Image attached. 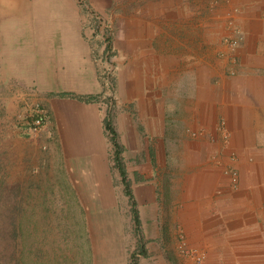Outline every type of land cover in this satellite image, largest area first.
Instances as JSON below:
<instances>
[{
	"label": "crops",
	"instance_id": "1",
	"mask_svg": "<svg viewBox=\"0 0 264 264\" xmlns=\"http://www.w3.org/2000/svg\"><path fill=\"white\" fill-rule=\"evenodd\" d=\"M132 18L115 128L146 240L139 264H193L178 249L181 233L206 264H264V0H143ZM230 22L244 37L235 60L223 44ZM69 44L59 73L70 96L36 102L61 126L87 123L90 104L77 99L101 89L73 54L85 43ZM67 140L62 127L67 165L97 174L113 202L108 154Z\"/></svg>",
	"mask_w": 264,
	"mask_h": 264
},
{
	"label": "rangeland",
	"instance_id": "2",
	"mask_svg": "<svg viewBox=\"0 0 264 264\" xmlns=\"http://www.w3.org/2000/svg\"><path fill=\"white\" fill-rule=\"evenodd\" d=\"M142 6L143 0H0V264H131L139 238L103 121L109 115L115 127L126 23L139 21ZM77 40L85 48L73 54L100 84L99 99L82 106L85 124L50 120L45 149L19 133L17 117L42 96L63 98L59 72L69 69L70 56L64 46ZM62 127L70 148L84 141L108 154L113 202L104 200L106 186L97 174L67 165ZM141 236L146 247L142 228Z\"/></svg>",
	"mask_w": 264,
	"mask_h": 264
},
{
	"label": "built area",
	"instance_id": "3",
	"mask_svg": "<svg viewBox=\"0 0 264 264\" xmlns=\"http://www.w3.org/2000/svg\"><path fill=\"white\" fill-rule=\"evenodd\" d=\"M243 38L242 31L230 22L227 34H225L223 38V44L229 50L233 60H235V53L238 51ZM50 120L51 116L48 109L36 103L32 106V109L27 115H18L15 126L22 136L35 142H40L46 149L47 139L51 138V135H49L47 131ZM226 174L230 176L233 185L236 186L238 183L237 171L230 168L226 171ZM178 249L180 253L189 258L193 264H206V253L191 248L183 233L179 236Z\"/></svg>",
	"mask_w": 264,
	"mask_h": 264
},
{
	"label": "trees",
	"instance_id": "4",
	"mask_svg": "<svg viewBox=\"0 0 264 264\" xmlns=\"http://www.w3.org/2000/svg\"><path fill=\"white\" fill-rule=\"evenodd\" d=\"M65 96H70V95H66V94L62 95V97H65ZM98 99L99 98L97 96H90L87 98H85V97L81 98L80 97L77 100H79L80 102H84L86 104H92V103L97 102ZM103 125H104V128L110 137L111 143L113 144L115 167L119 170L121 177L123 179V183L125 185L126 195L129 198V202L131 205V212H132L133 221L135 224V232L139 238V246H138V249L131 256V264H139V257H145L146 258L148 256L147 250H146L145 246L143 245V237L141 236L142 222L140 219L139 212L136 208V201H135L134 195L132 193L131 183H130V181H128L127 171H126L125 165L123 164V160H122L123 149L117 141L118 134L115 130V127H114L113 122L111 121L109 115L104 119Z\"/></svg>",
	"mask_w": 264,
	"mask_h": 264
}]
</instances>
